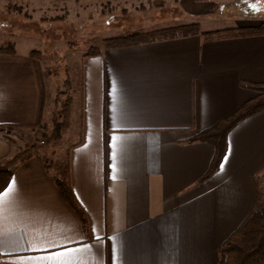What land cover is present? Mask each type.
Masks as SVG:
<instances>
[{
  "label": "crops",
  "instance_id": "1",
  "mask_svg": "<svg viewBox=\"0 0 264 264\" xmlns=\"http://www.w3.org/2000/svg\"><path fill=\"white\" fill-rule=\"evenodd\" d=\"M167 1L170 23L159 27L264 22V0ZM154 12L148 21L160 19ZM14 48L0 53V124L32 126L48 113L40 67L33 48ZM81 65L79 138L67 162L87 229L44 161L30 155L14 166L18 193L0 215V231L18 241L0 244V264H40L20 258L60 250L30 247L46 242L91 245L95 264H217L219 246L256 201L264 206V109L229 131L218 168L204 180L214 145L193 136L254 95L242 82H264V33L156 40L105 49ZM11 136L0 131V162L17 152Z\"/></svg>",
  "mask_w": 264,
  "mask_h": 264
},
{
  "label": "rangeland",
  "instance_id": "2",
  "mask_svg": "<svg viewBox=\"0 0 264 264\" xmlns=\"http://www.w3.org/2000/svg\"><path fill=\"white\" fill-rule=\"evenodd\" d=\"M165 1L34 0L25 3L0 0V45L39 50L41 82L43 78L48 109L38 124L7 128L17 152L37 146L19 163L31 155L42 159L53 177H65L67 151L79 138L77 107L80 108L82 102L81 62L84 52L91 45H101L105 37L145 32L169 24V3ZM164 3L166 6L160 9ZM154 10L153 14H159L160 19L148 21L146 16ZM67 80L71 82V88ZM68 94L72 95L73 101L71 120L66 127L62 125L60 108ZM74 110L77 120L71 124ZM57 125L60 127L58 131L54 129ZM259 185L264 190V177L259 180Z\"/></svg>",
  "mask_w": 264,
  "mask_h": 264
},
{
  "label": "trees",
  "instance_id": "3",
  "mask_svg": "<svg viewBox=\"0 0 264 264\" xmlns=\"http://www.w3.org/2000/svg\"><path fill=\"white\" fill-rule=\"evenodd\" d=\"M264 33V22L258 25L237 26L216 30H201L199 23L192 22L166 26L159 29L148 30L145 32H133L124 35L105 37L101 45H91L84 52L82 57L99 55L105 49L119 48L124 46L148 43L156 40L173 39L192 35H201L204 39H218L226 37H238ZM0 53L15 54L13 46L0 45ZM30 56L39 62V50L33 49L29 52ZM41 70V67H40ZM67 85L71 88V82L67 80ZM242 86L249 88L254 95L243 102L236 110L226 117L220 119L215 125L198 131L193 136V141H205L214 145V155L209 164L207 172L202 180L211 176L218 168L226 148V140L229 131L242 119L264 109V82L252 83L242 82ZM43 102L45 100V87L42 78ZM73 97L68 94L61 105L60 114L62 125L69 126L71 120V107ZM16 124H0V131H6L8 127ZM54 129L58 131L59 125ZM79 142V141H78ZM36 145L27 147L16 152L13 156L0 162V192L7 187L13 175L14 166L20 160L25 159L31 152L36 150ZM69 150L67 151V155ZM48 165V162H46ZM66 176L64 178L54 177L62 198L74 209L80 217L82 224L87 229L86 213L79 203L70 183L69 163L65 164ZM219 261L217 264H264V206L259 207L256 201L250 213L245 217L236 230H234L218 248Z\"/></svg>",
  "mask_w": 264,
  "mask_h": 264
},
{
  "label": "snow or ice",
  "instance_id": "4",
  "mask_svg": "<svg viewBox=\"0 0 264 264\" xmlns=\"http://www.w3.org/2000/svg\"><path fill=\"white\" fill-rule=\"evenodd\" d=\"M119 117L123 119V113L119 114ZM113 141L117 139L115 135L112 137ZM14 193H18V188L15 181H10L6 188L0 192V215H2L5 210L6 205H12L14 202ZM99 239V238H97ZM9 240H13L9 236L7 230L0 231V244L6 243ZM13 242H17L13 240ZM32 250L41 251L44 248L59 247L60 250L54 252H45L39 256H30L20 258L22 261H39L40 264H95V253L92 251L91 245H80L77 247H62L59 245H54L51 242H46L41 245H30ZM113 260L115 262V246H113Z\"/></svg>",
  "mask_w": 264,
  "mask_h": 264
}]
</instances>
